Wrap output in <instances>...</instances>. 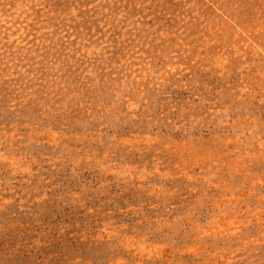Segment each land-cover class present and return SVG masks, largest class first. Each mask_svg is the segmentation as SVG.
Wrapping results in <instances>:
<instances>
[{"label": "rangeland", "instance_id": "1", "mask_svg": "<svg viewBox=\"0 0 264 264\" xmlns=\"http://www.w3.org/2000/svg\"><path fill=\"white\" fill-rule=\"evenodd\" d=\"M0 264H264V0H0Z\"/></svg>", "mask_w": 264, "mask_h": 264}]
</instances>
